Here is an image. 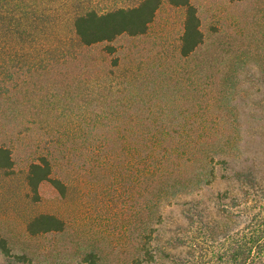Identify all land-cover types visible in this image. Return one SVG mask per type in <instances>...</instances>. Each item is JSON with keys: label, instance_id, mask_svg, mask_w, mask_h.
<instances>
[{"label": "rangeland", "instance_id": "1", "mask_svg": "<svg viewBox=\"0 0 264 264\" xmlns=\"http://www.w3.org/2000/svg\"><path fill=\"white\" fill-rule=\"evenodd\" d=\"M138 1L0 0V145L13 159L0 169V237L31 264H76L88 251L96 264H133L144 246L153 260L141 264H217L224 225L238 228V209L226 214L218 198L236 188L228 167L264 178V80L250 79L264 64V0H191L205 40L187 59L184 9L167 0L144 35L117 37L114 53L77 42L75 15ZM230 64L235 84H225ZM164 148L174 156L143 172L144 155L161 162ZM39 156L64 195L44 181L31 197L26 173ZM41 213L64 229L30 234ZM0 264L26 263L0 253Z\"/></svg>", "mask_w": 264, "mask_h": 264}, {"label": "trees", "instance_id": "2", "mask_svg": "<svg viewBox=\"0 0 264 264\" xmlns=\"http://www.w3.org/2000/svg\"><path fill=\"white\" fill-rule=\"evenodd\" d=\"M162 0H139L135 5L126 7H117L114 9L99 12L95 9H86L75 15L72 19V27L77 42L82 46H92L105 43V53H114L115 48L111 44L117 37L127 35L130 37L141 36L147 32L149 24L153 21L154 16ZM171 5L182 7L184 9L182 28L179 36L178 52L181 58H189L202 44H204V34L200 28V20L195 6L191 0H167ZM229 64V61L227 62ZM242 64V70H243ZM259 66L258 73L251 72L252 81L264 80V64L257 63ZM225 84H235L237 80L236 67L232 64L228 65L225 70ZM240 81V80H239ZM228 88V86H226ZM84 92L88 88H83ZM89 93V94H88ZM87 95H91L89 91ZM224 98L229 96L223 94ZM216 129L213 132V136ZM202 135H206L203 133ZM207 136V135H206ZM211 138L209 133L208 138ZM154 141V140H153ZM160 151V146L152 144V152ZM162 151L161 162H153L151 158L154 153L144 155L145 168L143 172L150 169H159L161 163L174 156L173 150L164 148ZM218 153H221L219 150ZM218 155V154H217ZM151 163V165L149 164ZM222 163L226 162L222 160ZM13 159L11 151L8 147L0 145V169L4 171L11 170ZM230 176L228 178L236 185L235 191L225 190L218 193V198L223 199V211L229 213V205L236 207L238 212L235 234L228 233L227 224L223 230L224 236L227 238L226 245L218 255L217 264H264V178L258 177L257 173L249 166L228 167ZM227 168V169H228ZM196 187L203 181L199 179V173L196 175ZM210 178L204 180L209 183L214 179L215 174L210 171ZM50 183L61 195L65 194V184L52 171V165L46 156H39L36 161L28 164L26 173V185L33 200L39 197L38 187L42 182ZM203 184V183H202ZM201 184V185H202ZM177 188L176 186H170ZM183 187L187 190L192 188L186 184H180L178 188ZM183 192H187L182 190ZM64 221L48 213H41L34 216L27 224V231L32 234L44 232H61L64 229ZM223 226V227H224ZM0 253L4 256L14 258L20 263L31 264L30 258L23 254H14L11 252L5 238L0 237ZM143 253L146 257L136 259L133 264H141L140 262H148L153 260V256L144 246ZM98 256L93 251L86 252L76 264H96Z\"/></svg>", "mask_w": 264, "mask_h": 264}]
</instances>
